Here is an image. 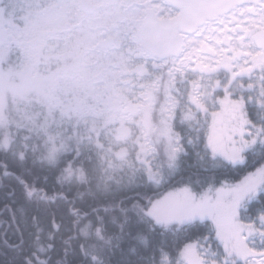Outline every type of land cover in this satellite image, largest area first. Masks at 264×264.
<instances>
[{"label": "snow or ice", "instance_id": "obj_1", "mask_svg": "<svg viewBox=\"0 0 264 264\" xmlns=\"http://www.w3.org/2000/svg\"><path fill=\"white\" fill-rule=\"evenodd\" d=\"M0 264H264V0H0Z\"/></svg>", "mask_w": 264, "mask_h": 264}]
</instances>
